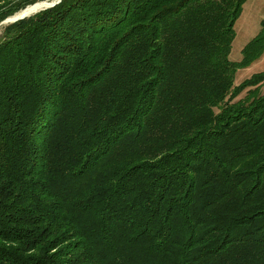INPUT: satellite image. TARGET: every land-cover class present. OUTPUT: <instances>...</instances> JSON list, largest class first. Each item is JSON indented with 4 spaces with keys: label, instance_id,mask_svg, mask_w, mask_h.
Masks as SVG:
<instances>
[{
    "label": "trees",
    "instance_id": "obj_1",
    "mask_svg": "<svg viewBox=\"0 0 264 264\" xmlns=\"http://www.w3.org/2000/svg\"><path fill=\"white\" fill-rule=\"evenodd\" d=\"M40 0H0V21ZM246 0H61L0 34V264H264L260 29Z\"/></svg>",
    "mask_w": 264,
    "mask_h": 264
},
{
    "label": "rangeland",
    "instance_id": "obj_2",
    "mask_svg": "<svg viewBox=\"0 0 264 264\" xmlns=\"http://www.w3.org/2000/svg\"><path fill=\"white\" fill-rule=\"evenodd\" d=\"M36 2H39V1H36ZM253 4H254V8L252 6L245 8L243 10V12L246 11L244 17H240L238 20H236L234 24L235 37L231 43V48H230V52L228 55L231 61H238L241 59L242 47L260 29L259 19L257 17L261 14V12L262 13L264 12V0H254ZM29 5H32V4H28L26 6H29ZM6 24L7 23L0 24V34H1L3 27ZM262 70H264V53L257 60L253 61L250 65L237 69L235 76H234V83L238 84L243 79L249 77L252 73L262 71Z\"/></svg>",
    "mask_w": 264,
    "mask_h": 264
},
{
    "label": "water",
    "instance_id": "obj_3",
    "mask_svg": "<svg viewBox=\"0 0 264 264\" xmlns=\"http://www.w3.org/2000/svg\"><path fill=\"white\" fill-rule=\"evenodd\" d=\"M37 3H43L45 4V7H42L41 9L39 10H42V9H45V8H49V7H52L53 5V0H42V1H39V2H34L32 5H35ZM31 5V6H32ZM28 6H26L25 8H23L22 10L16 12L15 14L9 16V17H6L5 19H3L2 21H0V24H5V23H12L18 19H22L24 17H27L29 16V14H26L24 11L25 9L27 8ZM38 10V11H39ZM37 12V11H36ZM35 13V12H34ZM31 15V14H30Z\"/></svg>",
    "mask_w": 264,
    "mask_h": 264
},
{
    "label": "crops",
    "instance_id": "obj_4",
    "mask_svg": "<svg viewBox=\"0 0 264 264\" xmlns=\"http://www.w3.org/2000/svg\"><path fill=\"white\" fill-rule=\"evenodd\" d=\"M253 3H254V0H246V1L243 3V5H242V9H241V13H240L239 17L237 18V20H238L240 17H244L246 11L243 12V10H244L245 8L250 7V6H252V7L254 8V4H253ZM241 15H242V16H241ZM257 18L259 19V24H260L261 19L264 18V12H263V13L261 12V14H260ZM257 33H258V32H257ZM257 33H256V34H257ZM256 34H255V35H256Z\"/></svg>",
    "mask_w": 264,
    "mask_h": 264
},
{
    "label": "bare ground",
    "instance_id": "obj_5",
    "mask_svg": "<svg viewBox=\"0 0 264 264\" xmlns=\"http://www.w3.org/2000/svg\"><path fill=\"white\" fill-rule=\"evenodd\" d=\"M42 7H45V4L43 3H37L35 5H29L26 9H25V13L26 14H33L34 12L38 11L39 9H41Z\"/></svg>",
    "mask_w": 264,
    "mask_h": 264
},
{
    "label": "clouds",
    "instance_id": "obj_6",
    "mask_svg": "<svg viewBox=\"0 0 264 264\" xmlns=\"http://www.w3.org/2000/svg\"><path fill=\"white\" fill-rule=\"evenodd\" d=\"M60 2H61V0H53V5L52 6H55V4H58Z\"/></svg>",
    "mask_w": 264,
    "mask_h": 264
}]
</instances>
